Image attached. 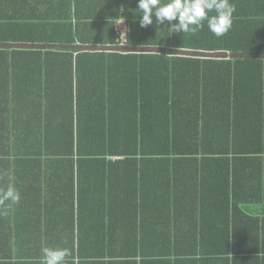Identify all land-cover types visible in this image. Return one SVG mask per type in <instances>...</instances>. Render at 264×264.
<instances>
[{
  "label": "trees",
  "instance_id": "1",
  "mask_svg": "<svg viewBox=\"0 0 264 264\" xmlns=\"http://www.w3.org/2000/svg\"><path fill=\"white\" fill-rule=\"evenodd\" d=\"M93 1L111 10L85 15L73 10V0H64L68 10L58 17L0 14V43L115 47L116 21L125 18L131 23L130 46L264 55L262 13L235 11L232 28L217 37L206 21L195 33H171L155 22L141 28L140 14L126 1ZM18 61L36 74L46 71L48 80L54 70L61 73L59 89L25 93L32 102L28 108H6L7 101L18 105L24 99L22 91L15 90L10 99L8 93L0 95V119L7 122L9 115L28 127L31 135L21 142L35 151L29 156L35 165L77 166L81 174L93 166L128 165L138 172L145 165L169 166L200 177L190 185V195L198 199L191 233L168 234L172 226L165 219L157 231L163 251L147 252V228L139 217L147 192L133 186L125 247L114 252L112 236L89 251L74 226L60 239L70 252L65 264H264V59L0 49V81L7 80L8 65ZM14 143L18 147L20 141ZM210 165L217 170L214 175L222 176L217 195L229 201L219 233L203 211L207 194L201 177ZM175 175L177 180L182 174ZM184 241L192 247L178 250Z\"/></svg>",
  "mask_w": 264,
  "mask_h": 264
},
{
  "label": "crops",
  "instance_id": "2",
  "mask_svg": "<svg viewBox=\"0 0 264 264\" xmlns=\"http://www.w3.org/2000/svg\"><path fill=\"white\" fill-rule=\"evenodd\" d=\"M63 1L0 0V14L20 17L34 12L52 13L58 17L68 10ZM123 1L127 2L130 10L141 14L137 10L138 0ZM75 2L73 0V10L78 9L85 15L111 10V6L104 2L97 5L93 0H78L77 5ZM230 2L235 5V11L264 15V0ZM123 8L121 6V10ZM54 72V76H50L54 79L48 80L46 71L36 74L23 66L21 61L10 63L3 73L7 80L0 81V95L8 93L10 99L11 93L19 90L24 99L18 100V105L16 101H7L6 108L10 110L9 105L13 110L28 108L32 102L26 99L28 96L25 93L32 92L34 88L59 89L62 84L58 78L60 72ZM35 75L39 76V82L32 81ZM41 102L46 103L45 100ZM3 107L4 101L0 100V110ZM3 119H0V190L13 186L20 194V201L0 205V264H43L42 249H65L60 239L69 236L74 226L77 231L81 229L83 242L88 241L86 246L89 251L98 248L99 240H103V243L105 240L111 241L112 236L115 242L113 251H121L125 247V219L130 218L128 206L133 198L129 194H132L130 188L133 186L147 192L139 212L147 228V252L163 251V246L157 242V231L158 223H163L165 219L170 228L172 226V230L168 228V234L184 236L191 233L192 214L194 206H198V199L190 195V185L200 177L194 179L193 175H187L188 169L174 171V168L167 166L163 170L161 166L145 165L142 172H138L136 167L128 165L110 169L93 166L81 174L77 166H37L35 159L29 157L35 151L21 142V139H28L31 135L25 121H11L9 115L7 122H3ZM16 139L20 141L18 147L14 143ZM206 169L208 172L201 177V186H204L207 194L203 211L211 218V224L215 223L214 230L219 233V227L226 220L229 201L217 195L222 176L214 175V171H217L215 166L210 165ZM177 171L182 175L176 180ZM177 246L182 251L192 247L185 241ZM103 247L105 250V245ZM84 250L87 252L86 248Z\"/></svg>",
  "mask_w": 264,
  "mask_h": 264
},
{
  "label": "clouds",
  "instance_id": "3",
  "mask_svg": "<svg viewBox=\"0 0 264 264\" xmlns=\"http://www.w3.org/2000/svg\"><path fill=\"white\" fill-rule=\"evenodd\" d=\"M137 10L141 13V28L155 22L156 25H165L171 33H195L204 28L206 21L208 30L221 37L232 28L236 9L230 0H138ZM120 39H125L124 33H121ZM19 201L20 194L13 186L0 190V205ZM42 252L43 264H64L65 258L70 255L68 249L45 247Z\"/></svg>",
  "mask_w": 264,
  "mask_h": 264
},
{
  "label": "water",
  "instance_id": "4",
  "mask_svg": "<svg viewBox=\"0 0 264 264\" xmlns=\"http://www.w3.org/2000/svg\"><path fill=\"white\" fill-rule=\"evenodd\" d=\"M0 49H20V50H78V51H107L120 53H137V54H167L173 56L186 57H200L204 59H244V58H258L264 59V55H249V54H230L226 52L207 53V52H193L181 51L168 48L155 47H102V46H54V45H39V44H18V43H0Z\"/></svg>",
  "mask_w": 264,
  "mask_h": 264
},
{
  "label": "built area",
  "instance_id": "5",
  "mask_svg": "<svg viewBox=\"0 0 264 264\" xmlns=\"http://www.w3.org/2000/svg\"><path fill=\"white\" fill-rule=\"evenodd\" d=\"M122 21H124L122 24H120ZM115 32H116V43L117 45L115 47H126L128 45L129 41V35L131 33V23L129 20L125 18H120L116 21L115 26ZM121 33L125 34V39H120Z\"/></svg>",
  "mask_w": 264,
  "mask_h": 264
}]
</instances>
